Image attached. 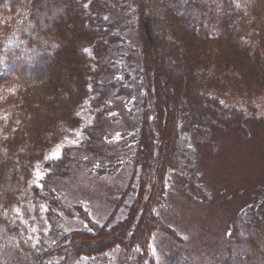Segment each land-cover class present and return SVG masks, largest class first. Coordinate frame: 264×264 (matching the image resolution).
Listing matches in <instances>:
<instances>
[{
    "label": "trees",
    "instance_id": "1",
    "mask_svg": "<svg viewBox=\"0 0 264 264\" xmlns=\"http://www.w3.org/2000/svg\"><path fill=\"white\" fill-rule=\"evenodd\" d=\"M99 1L0 0V264H76L84 256L106 258L117 246L126 253L123 264H155L152 232L179 239L155 210L166 170L193 165L180 123L192 119L247 136V123L264 119L256 102L264 95V0H115L131 16L121 24L101 20ZM130 28L138 32L137 47L124 36ZM121 48L140 55L137 90L124 64L122 77L105 89L100 82L116 64H105L108 55ZM110 92L138 93L142 101L133 151L99 168L115 172L129 162L132 174L118 205L133 199L123 219L112 221L116 206L98 223L82 206L62 204L47 175L68 159L67 149L49 158L57 144L78 132L87 141ZM86 112L94 115L91 125ZM190 128L203 140L209 136L208 127ZM38 166L47 171L40 183ZM189 189L206 199L195 182ZM254 206L232 218L225 264H264V204ZM59 211L87 228L48 244L46 235L59 231ZM165 264L189 259L177 254Z\"/></svg>",
    "mask_w": 264,
    "mask_h": 264
},
{
    "label": "rangeland",
    "instance_id": "2",
    "mask_svg": "<svg viewBox=\"0 0 264 264\" xmlns=\"http://www.w3.org/2000/svg\"><path fill=\"white\" fill-rule=\"evenodd\" d=\"M105 3L113 8L108 10ZM98 9L103 22L121 24L131 19L117 9L115 0H100ZM124 36L137 47L136 29H127ZM120 50L115 49L105 61L106 65L108 60L116 64L100 78L102 87L105 89L110 80L122 77L124 64L137 90L135 77L141 69L140 55L129 48ZM139 95L115 97L110 92L108 107L97 119L98 123L90 128L87 141L85 134L78 132L57 144L49 154L50 159H57L67 149L68 159L56 172L47 175V186L56 192L62 204L82 206L98 223L106 221L116 206L112 221L123 219L133 199L129 195L118 205L132 174L129 162H122L115 172L101 174L99 168L113 164L122 156L128 157L133 151L131 132L135 131L140 118L142 99ZM256 102L258 115H262L264 95ZM83 116L89 125L94 123L90 112ZM192 124L208 127V138L201 139L191 130ZM247 128L248 135L242 136L236 128L225 129L192 119L180 123L178 132L192 151L193 165L184 170H166L163 201L155 205V210L179 239L161 230L152 232L148 250L155 264H165L177 254L185 255L189 264H225L232 218L246 207L256 205L255 209H260L264 204L260 198L264 194V119L248 122ZM46 174L47 171L38 166L36 182L40 183ZM191 182L203 188L206 199L190 192ZM84 228H87L84 220L59 211V231L55 235L47 234L46 240L51 244L65 232ZM125 256V251L117 246L106 258L84 256L76 264H123Z\"/></svg>",
    "mask_w": 264,
    "mask_h": 264
},
{
    "label": "water",
    "instance_id": "3",
    "mask_svg": "<svg viewBox=\"0 0 264 264\" xmlns=\"http://www.w3.org/2000/svg\"><path fill=\"white\" fill-rule=\"evenodd\" d=\"M144 25H145V30H146L147 37H148V39L150 40V42L152 43V39H151V35H150V31H149L148 23L145 22Z\"/></svg>",
    "mask_w": 264,
    "mask_h": 264
}]
</instances>
